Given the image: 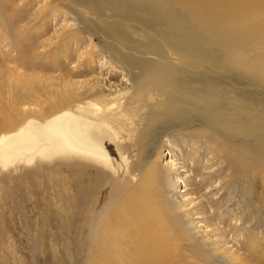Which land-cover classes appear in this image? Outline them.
I'll use <instances>...</instances> for the list:
<instances>
[{
  "label": "rangeland",
  "instance_id": "obj_1",
  "mask_svg": "<svg viewBox=\"0 0 264 264\" xmlns=\"http://www.w3.org/2000/svg\"><path fill=\"white\" fill-rule=\"evenodd\" d=\"M71 1L14 0V32L24 38L21 39L20 46L9 38L11 21L0 10L1 76L4 74L2 78L5 79L14 77V83L11 82L12 87L2 88L0 92L2 98L6 101L14 98L17 93L22 95L16 80H28L27 83L35 80L31 98L28 96L27 101H24L21 96L18 97L22 103H26V106L23 107V112L16 115V122L13 110L9 112L8 118L0 120L4 124V127L0 128V135L7 132L15 143L16 132L32 119H45L44 117L49 116L51 118L60 112L70 110L75 115L79 114L89 119L108 118L107 120L111 121L110 114L113 112L119 110L115 113L117 115L122 107L127 111L126 103H134V100L129 102V98L134 95L136 89L134 86L140 81L142 59V62L156 63L157 67H164L171 62L181 68H190L178 61L181 59L175 54L179 52L168 46L162 33L159 32L160 29L166 28L165 25L168 26L166 18H163L161 23H147L138 17H127L125 21L126 17L122 16L123 13L120 15L115 9L118 0H80V4ZM171 1L169 7L174 12L171 13L172 16L187 13V9L179 1ZM204 2H206L204 8L206 33L225 36L240 44L238 53L242 67L251 64L253 67L260 65L264 68V0H232L230 5L214 3V0ZM116 15L120 16L115 17ZM197 18L196 12H192L189 16L193 24ZM104 21L116 29L110 32L99 31L98 27L100 28ZM115 22L121 26H113L112 23ZM127 32H131L134 39L128 40L129 43L121 40ZM28 50L34 51L32 52L34 56L32 53H26ZM213 50L216 54L222 51L219 47ZM133 56L136 59L140 58V61L128 63ZM121 58H126L128 62L122 61ZM201 70L200 67H193L191 72L212 75L208 69L204 72ZM39 85H42V88ZM253 90L260 91L262 88ZM57 91L59 94L56 95ZM127 92H130L129 96ZM119 93L124 95L122 103L114 105V111L108 112L106 118L102 114L104 106ZM53 95L67 100V106L53 109L51 104L59 101V99L52 100ZM146 98L147 96H143L140 99ZM158 98L150 103H159L161 99L159 98L158 101ZM30 102L46 104L39 106ZM256 103L264 108V95L256 96ZM70 120L76 122L78 118L72 116ZM181 127L183 128L178 130L183 135L176 129L174 137H171L173 133L170 135L171 139L164 135L158 143V147L161 144L158 168L159 172L161 171L163 189L168 191L171 188L178 191L171 194L175 202L168 201V203L172 205L173 210H176L177 201H190V208L203 202L206 205V212L211 216L214 208L206 204V198L203 197L205 195H212L214 198L222 195L224 199H233L232 206L234 205L237 212L246 211L248 205L253 204L251 207L256 225H254L256 240H258L256 248L257 253L263 257L259 256L261 259L258 262L255 252L247 253L255 246L254 244L250 247L245 246L249 235L247 232L235 234L224 224L225 222L220 223L218 220L212 221L211 225L207 220V223L195 220L193 225L187 223L185 226L182 222L181 229L186 231L188 236L192 234L189 237L193 240L192 247L183 253L191 255L190 257L197 264H242L243 261L245 264H264V173L261 171L256 178H253L245 170L235 169L227 152H222L225 161L220 160L219 151L222 149L218 148L221 146L218 139L221 137L214 136L211 129L208 130L210 135L206 132L201 133L199 129L203 127L201 122H191ZM196 130L199 133L195 132ZM123 131L125 143L132 144L134 148V137L137 136L138 131L136 133L134 131L131 135L128 129L127 133ZM117 133L120 137L121 134ZM185 134L188 137L184 136ZM175 141L178 145L174 143ZM196 142H199L203 148L210 146L213 154L217 155L206 157L203 152L201 157L204 160L199 163L200 157L195 160L190 156V153L193 152L195 155L198 152ZM222 142L227 143V141ZM258 144H264V140L259 139ZM131 153L137 154L138 148L131 149ZM176 153L183 157L187 153L189 156L186 173L183 172V164L176 165L179 161L176 160ZM143 156L142 153L136 155L130 165L136 173L134 180L129 176V166L122 164L118 166L121 169L117 178L101 177L97 171L102 170L90 165L77 167L73 164H60L44 167L40 166L43 165L39 163L40 161H34L26 165L7 166L6 169L9 168L4 174L6 176L0 174V264H85L86 252L78 248L77 229L79 224L85 221L81 220V214H85L87 223L94 222L95 215L105 206L116 204L121 188L125 190V186L127 188L134 186L141 179L143 167L150 163ZM209 157H214L213 162L217 165L207 169V172L217 169L222 171V175L210 181L212 187L217 189V193H214L215 191L210 193L211 187L199 190L194 186L195 182L200 181L197 173L200 169L206 168L203 165H206L205 161ZM0 163H2L1 156ZM175 166L178 170L176 173L173 171ZM184 177L190 179L192 185L188 182L183 184ZM118 179H121L120 183L117 182ZM81 198H87L85 205H82ZM209 217L206 219H210ZM242 220L239 221L238 226L244 223L245 219ZM229 222L232 225L236 220L230 219ZM250 226L251 224L248 225L249 229ZM203 236H206L205 239L209 240V244H203L201 241Z\"/></svg>",
  "mask_w": 264,
  "mask_h": 264
},
{
  "label": "bare ground",
  "instance_id": "obj_2",
  "mask_svg": "<svg viewBox=\"0 0 264 264\" xmlns=\"http://www.w3.org/2000/svg\"><path fill=\"white\" fill-rule=\"evenodd\" d=\"M68 1L70 2V0ZM72 1L80 4V0ZM176 1H179L187 9L186 14L172 16L171 13L174 12L169 7L171 0H118L115 9L120 15L123 13L122 16L126 17L125 21H127V17H138L147 23H161L162 19L166 18L168 26L165 25L166 28L160 29L159 32L162 33L168 46L179 52V54H175L181 59L178 61L190 67L189 69L181 68L171 62L165 64L164 67H157L154 62H142L143 59L140 61V58L136 59L134 56L130 62L126 58H121L122 61L128 63H134L136 60L142 63L140 64L142 69L140 81L137 82V86H134L136 88L134 95L129 98V102L134 100V103H126L128 104L127 111H124V107H122L116 115L115 113L119 111L117 109V112L110 114L111 121L107 120L108 118L105 116L108 112L114 111V105L122 103L124 95L119 93L104 106L102 114L107 118L106 120L89 119L67 110L51 118L49 116L44 117L45 119L29 120L16 132L14 136L16 143L7 132L0 135L2 161L0 174L3 173L2 175L7 173L9 165L19 166L40 161L39 163L43 164L40 166L44 167L60 164H73L77 167L90 165L103 171H97L101 177L115 176L117 178L119 169H121L118 166L122 164L129 166V176L134 180L136 173L130 166L134 157L142 153L143 158L150 162L141 170V179L132 187L125 186V190L121 188L117 203L105 206L100 213L95 215L94 222L87 223V217L84 213L81 214V220L85 221L81 222L77 229L79 233L78 248L80 251L86 252L85 264H197L190 257L191 255L183 253L192 247L193 240L189 237L192 235L191 233L188 236L187 232L181 229L182 222L184 226L187 223L193 225L195 220L201 223L209 221L208 224L218 220L220 223L225 222L224 224L235 234L247 232L249 235L245 246L255 245L251 248V252L247 253L255 252L258 262L261 259L259 256L262 255L257 253L256 248L258 240H256V225L251 207L253 204L248 205L246 211L239 210L237 212L234 205L232 206L233 199H224L222 195L219 198L205 195L203 197L206 198V204L214 208L212 216L206 212V205L203 202L190 208V201L176 200L178 207L173 210L174 208L168 201L175 202L171 194L175 193L177 189L170 188L168 191L163 189L161 171L159 172L158 168L159 147L161 146L160 144L158 147L159 139L164 135L171 139L170 135L173 133L171 137H174L176 129L183 128L181 125L191 122L203 124V127L199 128L201 133H208V130L211 129L214 136L221 137L218 139V143L221 145L218 148L222 149L218 150L220 160L225 161L222 152H227L235 169L245 170L253 178H256L261 171L264 173V144L257 145L259 139L264 140V108L259 107L256 103V96L264 95V68L260 65L253 67L251 64L242 67L238 53L240 44L225 36H213L206 33L205 0ZM53 3L55 4V2ZM214 3L230 5L232 0H214ZM0 10L11 21L9 23V38L12 42L15 41L18 46L22 45L21 39L24 40V38L17 36L14 32V0H0ZM192 12L198 14L195 24L189 20ZM112 25L121 26L118 22L112 23ZM98 29L101 32H110L116 28L109 26L107 21H104ZM131 32H127L121 40L123 39L122 41H126V43L128 40L133 41ZM215 47L221 48L222 51L216 54L213 50ZM32 52L34 51L28 50L26 53ZM145 53L150 55V53ZM193 67H200L202 72L208 69L214 76L204 73H199L201 76L194 74L191 72ZM2 76L0 68V92H2V88L12 87V81L14 83V77L5 76V79ZM16 81L18 82L17 86L21 88L22 95L17 93L14 98L12 97L13 99L5 101L2 98L3 95L0 94V120L8 118L9 112L13 110L16 122V115L23 112V107L26 106V103H22L18 97L21 96L24 101H27L28 96L31 98L35 80L29 81V83H27L28 80L21 81L19 79ZM41 86L39 85V87ZM259 87L262 90H253ZM57 94L59 91L56 92ZM127 95L129 96L130 92H127ZM143 96H147V98L140 99ZM157 97L161 99L159 103H150ZM51 98L52 100L59 99L51 104L53 109L67 106V100H64L63 97L54 96ZM141 101L146 103H140ZM30 104L44 106L46 103L30 102ZM72 116H76L78 120L76 122L70 120ZM3 127L4 124L0 122V128ZM127 129L130 135L134 131L135 133L138 131L137 136L134 137V148H138L137 154L132 155L131 149H134L132 144L125 143L126 139L125 135H122V131L126 132ZM178 131L180 132V130ZM117 132L121 134L120 137ZM195 132L199 133L197 130ZM208 134L210 135V133ZM221 140L227 141V143L224 144ZM174 143L178 145L176 141ZM196 144L198 152L195 155L192 152L190 156L195 160L200 157L199 163L204 160L201 157L203 152L206 157L217 155L213 154V149L210 146L203 148L199 142ZM170 153L172 154V151ZM176 157V160H179L176 165L183 164V172L186 173L189 167L187 162L189 156L187 153L184 154V157L176 153ZM10 159L13 160L7 162ZM213 159L214 157H209L205 161L206 165L203 167L206 168L199 170L200 173L197 174L200 181L195 182L194 186L199 190L211 187L212 192L210 193L214 191L217 193V189L212 187L210 181L215 177L218 178L222 171L217 169L207 172V169L217 165V163L214 164ZM7 166L9 167L6 169ZM176 169L175 166L173 168L175 173L178 172ZM170 172L172 171L170 170ZM193 172L196 173L195 170ZM117 182L120 183L121 179H118ZM182 182L192 185L191 180L186 177ZM87 198H81L82 205H85ZM250 199L252 201V198ZM194 216L196 218L193 219ZM207 217L210 219H206ZM230 219H235V224L231 225ZM242 219H245L244 223L238 226L237 224L239 221H243ZM249 224H251L250 229L248 228ZM205 237L203 236L201 239L204 245L209 244V240ZM214 244L216 245V243ZM242 264L245 262L243 261Z\"/></svg>",
  "mask_w": 264,
  "mask_h": 264
}]
</instances>
